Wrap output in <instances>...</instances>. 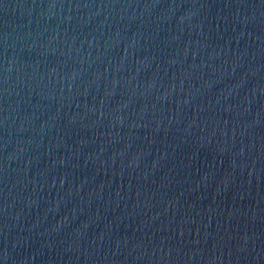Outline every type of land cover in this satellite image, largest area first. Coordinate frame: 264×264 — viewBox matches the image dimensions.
<instances>
[{
	"label": "water",
	"instance_id": "water-1",
	"mask_svg": "<svg viewBox=\"0 0 264 264\" xmlns=\"http://www.w3.org/2000/svg\"><path fill=\"white\" fill-rule=\"evenodd\" d=\"M0 264H264V0H0Z\"/></svg>",
	"mask_w": 264,
	"mask_h": 264
}]
</instances>
